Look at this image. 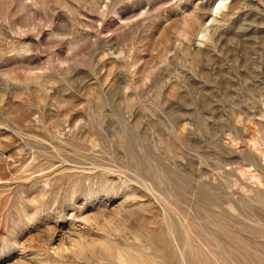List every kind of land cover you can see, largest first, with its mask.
Listing matches in <instances>:
<instances>
[{"label": "rangeland", "instance_id": "rangeland-1", "mask_svg": "<svg viewBox=\"0 0 264 264\" xmlns=\"http://www.w3.org/2000/svg\"><path fill=\"white\" fill-rule=\"evenodd\" d=\"M0 264H264V0H0Z\"/></svg>", "mask_w": 264, "mask_h": 264}, {"label": "bare ground", "instance_id": "bare-ground-1", "mask_svg": "<svg viewBox=\"0 0 264 264\" xmlns=\"http://www.w3.org/2000/svg\"><path fill=\"white\" fill-rule=\"evenodd\" d=\"M184 237V236H183ZM159 258V257H158ZM125 262V261H124Z\"/></svg>", "mask_w": 264, "mask_h": 264}]
</instances>
